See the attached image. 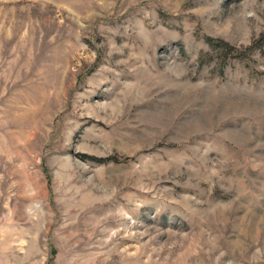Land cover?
I'll return each instance as SVG.
<instances>
[{"label":"rangeland","instance_id":"obj_1","mask_svg":"<svg viewBox=\"0 0 264 264\" xmlns=\"http://www.w3.org/2000/svg\"><path fill=\"white\" fill-rule=\"evenodd\" d=\"M263 31L264 0H0V264H264Z\"/></svg>","mask_w":264,"mask_h":264},{"label":"trees","instance_id":"obj_2","mask_svg":"<svg viewBox=\"0 0 264 264\" xmlns=\"http://www.w3.org/2000/svg\"><path fill=\"white\" fill-rule=\"evenodd\" d=\"M260 37L261 38H263L264 37V31L263 32H261L260 33ZM206 39H207V42L209 43V44H211V46H213V40L210 38V37H206ZM255 42L256 41H253V43H251L250 45H248V46H246L245 48V50L249 53V52H251V51H253V49H254V45H255ZM224 47L228 50V52L227 53H231L232 51H235L236 53H235V57H238V58H240L241 57V55H240V53H239V51H238V48L237 47H235V46H232V45H230V44H228V43H224ZM230 50H232V51H230ZM231 56H233V55H225L224 57H223V60H225L226 61V59L228 58V57H231ZM98 161H106V160H116L114 157H107V158H102V159H97Z\"/></svg>","mask_w":264,"mask_h":264}]
</instances>
